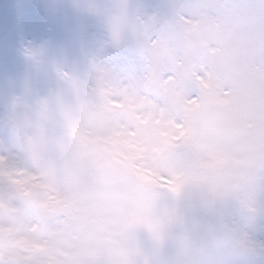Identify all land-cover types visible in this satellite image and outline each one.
Wrapping results in <instances>:
<instances>
[{"label":"clouds","instance_id":"clouds-1","mask_svg":"<svg viewBox=\"0 0 264 264\" xmlns=\"http://www.w3.org/2000/svg\"><path fill=\"white\" fill-rule=\"evenodd\" d=\"M0 264H264V0H0Z\"/></svg>","mask_w":264,"mask_h":264}]
</instances>
